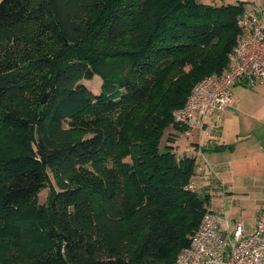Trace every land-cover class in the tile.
I'll use <instances>...</instances> for the list:
<instances>
[{"label": "trees", "instance_id": "trees-1", "mask_svg": "<svg viewBox=\"0 0 264 264\" xmlns=\"http://www.w3.org/2000/svg\"><path fill=\"white\" fill-rule=\"evenodd\" d=\"M245 4L0 0V264L174 262L208 201L160 140L226 69Z\"/></svg>", "mask_w": 264, "mask_h": 264}, {"label": "crops", "instance_id": "crops-1", "mask_svg": "<svg viewBox=\"0 0 264 264\" xmlns=\"http://www.w3.org/2000/svg\"><path fill=\"white\" fill-rule=\"evenodd\" d=\"M230 1L257 7L264 17V0ZM234 87L239 96L233 97L232 106L204 119L209 133L171 132L174 150L196 158L193 177L207 196V208L228 221L229 232L238 220L250 232L264 204V88L253 91L242 79L234 82L232 92ZM244 90L254 96H244Z\"/></svg>", "mask_w": 264, "mask_h": 264}, {"label": "built area", "instance_id": "built-area-1", "mask_svg": "<svg viewBox=\"0 0 264 264\" xmlns=\"http://www.w3.org/2000/svg\"><path fill=\"white\" fill-rule=\"evenodd\" d=\"M237 24L241 33L229 53L226 69L201 78L184 105L173 111L186 136L194 129L209 133L204 119L232 106L235 81L242 79L249 87L264 83V17L257 7L246 8L238 15ZM187 188L200 190L194 177ZM228 229V221L207 208L189 245L178 252L172 264H264V204L250 232H245L241 220L232 232Z\"/></svg>", "mask_w": 264, "mask_h": 264}, {"label": "rangeland", "instance_id": "rangeland-1", "mask_svg": "<svg viewBox=\"0 0 264 264\" xmlns=\"http://www.w3.org/2000/svg\"><path fill=\"white\" fill-rule=\"evenodd\" d=\"M3 50V51H2ZM7 50V47L6 46H3L2 48H0V51L2 53H4L5 51ZM83 83L90 89L92 90L93 92L95 93H98L100 91V85H101V79L98 75H94L91 79H88V80H83ZM260 88H264V85H256L253 87V91H255L256 89H260ZM243 92V95L244 96H254L253 93H251L250 91H242ZM233 97H238L239 94L236 90V87L233 88ZM173 130L172 128V124L168 125L167 128L164 130L163 134H162V137H161V140H160V147H163V145L165 144L166 142V138L167 136L169 135H172L173 133L171 132ZM176 132L179 134L180 131L179 130H176ZM179 138V137H178ZM179 141L180 138L178 139ZM126 160H129V158H126ZM51 177V182H53V178L52 176ZM47 191H48V188H41L37 191L36 193V198H37V201L40 203V204H43L46 202L47 200Z\"/></svg>", "mask_w": 264, "mask_h": 264}, {"label": "water", "instance_id": "water-1", "mask_svg": "<svg viewBox=\"0 0 264 264\" xmlns=\"http://www.w3.org/2000/svg\"><path fill=\"white\" fill-rule=\"evenodd\" d=\"M42 101H43V99H42Z\"/></svg>", "mask_w": 264, "mask_h": 264}]
</instances>
